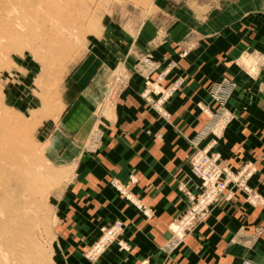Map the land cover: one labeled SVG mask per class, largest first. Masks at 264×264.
<instances>
[{"label":"crops","instance_id":"crops-1","mask_svg":"<svg viewBox=\"0 0 264 264\" xmlns=\"http://www.w3.org/2000/svg\"><path fill=\"white\" fill-rule=\"evenodd\" d=\"M220 3L192 1L188 8L164 3L156 19L144 17L132 27L117 23L108 58L104 50L92 49L73 70L44 142L47 157L70 174L56 202L53 228V255L60 264H90L84 251L102 226L115 221L123 222L130 249L111 245L96 264H240L244 259L264 264V203L250 205L242 192L227 190L184 235L173 230L187 204L179 187L195 195L200 191L187 161L194 143L217 151L220 163L233 171L253 167L248 183L264 197V0ZM146 54L154 68L148 75L139 72L138 57ZM171 61L175 65L169 67ZM117 64L132 71L103 105L108 75ZM178 78L183 82L164 102L169 117H163L145 99V82H152L150 95L156 98ZM223 78L236 82L225 103L229 121L220 135L199 139L208 113L219 106L207 89ZM94 128L100 137L85 151ZM131 174L136 180L129 190L140 207L108 184L112 177L127 182Z\"/></svg>","mask_w":264,"mask_h":264},{"label":"rangeland","instance_id":"rangeland-1","mask_svg":"<svg viewBox=\"0 0 264 264\" xmlns=\"http://www.w3.org/2000/svg\"><path fill=\"white\" fill-rule=\"evenodd\" d=\"M41 1L0 0V264H60L53 255V228L57 220L56 202L69 181L67 178L70 174L61 164L47 157V144L44 142L49 141L46 140L51 129L48 123L59 117L67 82L77 64L92 49L104 50L108 58L109 49L116 40L113 31L119 25L117 23L130 22L132 27L140 24L144 17L156 19L157 13L160 14L159 7H163L164 3L188 8L192 1L202 3L206 0ZM213 1L221 2V7V4L234 0ZM16 27L21 29L17 32L11 30ZM145 57L148 59L143 62ZM150 57L149 54L138 57L139 62L141 61L139 72L148 75L153 71ZM174 65L173 61L169 63V67ZM131 71L120 64L110 71L105 84L103 105L111 103V96ZM163 76L164 72L157 74L158 78L162 79ZM182 82V78L170 82L154 98L149 90L152 82L147 79L145 99L163 117L168 118L169 113L163 104L180 88ZM235 87L236 82L228 78L208 87L209 97L219 106L215 113L209 114L205 104L199 103L200 110L209 115V121L198 134L199 139L208 134L220 135V130L230 118L226 113L225 103ZM219 93L227 95L216 99ZM47 126L49 128L45 129ZM99 137V131L94 128L88 135L84 150L94 149ZM199 154L217 157L218 164L232 172L222 175L226 186L218 201L229 190L231 195L242 192L250 205L264 203V197L248 183L253 167L244 165L233 171L220 163L217 151L194 143L187 161L192 176L199 181L200 191L203 187L202 180L191 170V158ZM135 180V175L131 174L127 182L112 177L108 184L140 207L129 190L130 184ZM179 188L184 193L189 191L182 186ZM255 194L259 198L257 201L254 200ZM117 223L121 227L114 235L115 239L104 240L95 253L96 242L102 235L100 228L99 237L84 251L83 255L90 264H96L111 245H116L120 251L130 249L129 243L123 238L122 221H115L104 227ZM139 264H145V261H140Z\"/></svg>","mask_w":264,"mask_h":264},{"label":"built area","instance_id":"built-area-1","mask_svg":"<svg viewBox=\"0 0 264 264\" xmlns=\"http://www.w3.org/2000/svg\"><path fill=\"white\" fill-rule=\"evenodd\" d=\"M148 59L145 57L143 62ZM227 94L219 93L216 95V99H222ZM191 170L194 175L198 176L202 180V189L198 194L186 191L185 196L187 200V205L185 209L179 214L175 219L174 231L177 237L185 234V232L191 230V228L204 219L209 211L210 207L217 201L218 197L222 195L225 190V182L222 180V175L232 173L228 171L225 167L218 164V158L215 156H203L194 155L191 158ZM258 195H254V200L257 201ZM255 203L254 205H256ZM121 225L118 223L105 228L101 227L102 235L96 242L95 253L98 252L104 240L115 239L114 235L118 232ZM94 248V247H93ZM240 264H259L252 259H244Z\"/></svg>","mask_w":264,"mask_h":264},{"label":"bare ground","instance_id":"bare-ground-1","mask_svg":"<svg viewBox=\"0 0 264 264\" xmlns=\"http://www.w3.org/2000/svg\"><path fill=\"white\" fill-rule=\"evenodd\" d=\"M41 1V0H40ZM41 2H43V1H41ZM55 2V1H54ZM49 5V4H48ZM36 7V6H35ZM14 8V7H13ZM37 8V7H36ZM11 9V8H10ZM5 10V9H4ZM12 10V9H11ZM14 10V9H13ZM10 11V10H9ZM5 12H7V11H5ZM12 12V11H11ZM14 12V11H13ZM8 14V13H7ZM12 14V13H11ZM13 15V14H12ZM10 16V15H9ZM29 16V15H28ZM5 17V16H4ZM13 17V16H12ZM10 18V17H9ZM14 19V18H13ZM15 20H17V19H15ZM19 20V19H18ZM4 21V20H3ZM13 22V21H12ZM14 23V22H13ZM26 23V22H25ZM19 24V26H20V23H18ZM11 25V24H10ZM17 25V24H16ZM23 25H25V24H23ZM22 25V26H23ZM8 27H9V25H7ZM6 26V27H7ZM18 26V25H17ZM26 26H27V24H26ZM11 27H12V25H11ZM10 28V27H9ZM18 27H16L15 29L14 28H11V30L13 29V31L14 32H17L18 30H20L21 29V27L19 28V29H17ZM5 29H7V28H5ZM13 31H10V33L11 32H13ZM218 201V200H217Z\"/></svg>","mask_w":264,"mask_h":264}]
</instances>
